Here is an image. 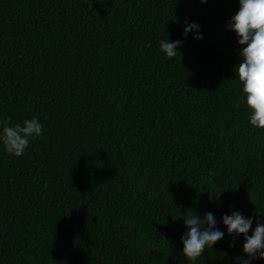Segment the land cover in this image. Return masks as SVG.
Listing matches in <instances>:
<instances>
[{"label":"trees","instance_id":"1","mask_svg":"<svg viewBox=\"0 0 264 264\" xmlns=\"http://www.w3.org/2000/svg\"><path fill=\"white\" fill-rule=\"evenodd\" d=\"M238 10L0 0V129L44 126L20 157L0 143V264H188L189 209L264 215V131L248 123L227 29ZM185 22L204 39L183 37ZM169 35L183 40L173 59L159 47ZM211 192L223 193L213 203ZM231 239L197 264L242 255L243 237Z\"/></svg>","mask_w":264,"mask_h":264},{"label":"clouds","instance_id":"2","mask_svg":"<svg viewBox=\"0 0 264 264\" xmlns=\"http://www.w3.org/2000/svg\"><path fill=\"white\" fill-rule=\"evenodd\" d=\"M206 4L207 0H201ZM227 29L236 34L240 46L241 62L235 66V75L242 86V94L248 110V123L251 127L264 131V0H239V10L227 23ZM193 35L195 40H203V33L196 22H185L183 37ZM182 39L169 38L159 41L160 51L166 59H173L181 53ZM44 134V126L38 117L25 119L21 124H4L0 129V143L5 150L16 157L24 154L30 141ZM224 192V191H223ZM210 193V202L219 200L222 193ZM260 216V219H257ZM186 231L180 240L182 255L188 264H197L206 253H213L216 245L231 237L229 247L235 249L240 237H243V254L227 257L229 264H253L264 261V215L245 216L240 210L223 214L218 221L209 211L203 215L189 209L181 217ZM222 222L224 229L219 225ZM255 223V227L253 225ZM251 231V235L249 232Z\"/></svg>","mask_w":264,"mask_h":264}]
</instances>
